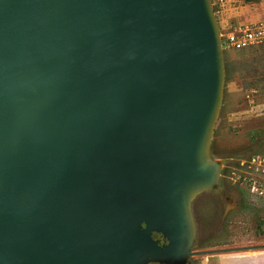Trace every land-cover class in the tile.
Returning <instances> with one entry per match:
<instances>
[{
  "label": "water",
  "instance_id": "95a60500",
  "mask_svg": "<svg viewBox=\"0 0 264 264\" xmlns=\"http://www.w3.org/2000/svg\"><path fill=\"white\" fill-rule=\"evenodd\" d=\"M223 80L209 0H0V264L239 250H190Z\"/></svg>",
  "mask_w": 264,
  "mask_h": 264
},
{
  "label": "rangeland",
  "instance_id": "374dc122",
  "mask_svg": "<svg viewBox=\"0 0 264 264\" xmlns=\"http://www.w3.org/2000/svg\"><path fill=\"white\" fill-rule=\"evenodd\" d=\"M214 14L219 31L241 22L264 20V0L243 2ZM222 47L221 104L209 144L221 170L216 188L197 194L191 201L196 234L190 250L240 249L193 253L189 264H215L218 257L248 255L256 251L251 250L256 245L264 248V231L259 226L264 221V201H254L231 177L240 159L264 153V48L235 51L225 48L224 43ZM252 244L254 247H249Z\"/></svg>",
  "mask_w": 264,
  "mask_h": 264
},
{
  "label": "built area",
  "instance_id": "2783aa9c",
  "mask_svg": "<svg viewBox=\"0 0 264 264\" xmlns=\"http://www.w3.org/2000/svg\"><path fill=\"white\" fill-rule=\"evenodd\" d=\"M253 0H209L214 13L235 8ZM220 44L241 50L264 44V20L241 22L219 31ZM223 48V47H222ZM233 182L243 187L254 201H264V153H255L238 161L231 172Z\"/></svg>",
  "mask_w": 264,
  "mask_h": 264
},
{
  "label": "crops",
  "instance_id": "0c3cea01",
  "mask_svg": "<svg viewBox=\"0 0 264 264\" xmlns=\"http://www.w3.org/2000/svg\"><path fill=\"white\" fill-rule=\"evenodd\" d=\"M260 48H264V44H260L251 48H247L249 50H259ZM238 51V50H235ZM256 250L251 254H239L235 256H222L218 257L215 260V264H264V248L260 249L258 245H256L251 250Z\"/></svg>",
  "mask_w": 264,
  "mask_h": 264
},
{
  "label": "flooded vegetation",
  "instance_id": "af4514ba",
  "mask_svg": "<svg viewBox=\"0 0 264 264\" xmlns=\"http://www.w3.org/2000/svg\"><path fill=\"white\" fill-rule=\"evenodd\" d=\"M256 225L257 224H255V226H254V232H255V227H256ZM259 226L261 227V229L264 231V221H262L260 224H259ZM156 235V234H155ZM153 236H154V234H153ZM155 237V236H154ZM156 237H158L157 235H156ZM254 244H252V245H250L249 247H254L253 246ZM248 247V246H247ZM236 248H240V247H236ZM241 248H246V247H241ZM197 255V254H196ZM189 258V257H188ZM188 258H187V260H186V263L185 264H189V260H188ZM149 264V263H148Z\"/></svg>",
  "mask_w": 264,
  "mask_h": 264
},
{
  "label": "trees",
  "instance_id": "16d2710c",
  "mask_svg": "<svg viewBox=\"0 0 264 264\" xmlns=\"http://www.w3.org/2000/svg\"><path fill=\"white\" fill-rule=\"evenodd\" d=\"M154 236L156 237V235L154 234Z\"/></svg>",
  "mask_w": 264,
  "mask_h": 264
}]
</instances>
